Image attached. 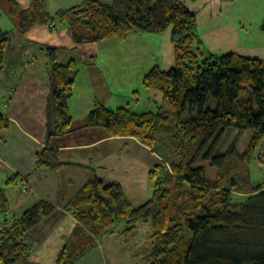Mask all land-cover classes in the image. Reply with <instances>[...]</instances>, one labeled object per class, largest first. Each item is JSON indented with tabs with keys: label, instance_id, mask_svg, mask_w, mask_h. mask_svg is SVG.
Returning <instances> with one entry per match:
<instances>
[{
	"label": "trees",
	"instance_id": "16d2710c",
	"mask_svg": "<svg viewBox=\"0 0 264 264\" xmlns=\"http://www.w3.org/2000/svg\"><path fill=\"white\" fill-rule=\"evenodd\" d=\"M8 3L9 15L19 14L21 33L37 24L53 32L67 26L77 44L171 28L174 66L164 70L155 65L142 81L145 89L162 94L156 111L134 113L96 101L86 121V126L104 128L111 137L135 138L160 157L148 172L151 195L138 205L120 183L105 182L91 166L61 160L58 150L47 147L51 137L69 130V101L80 67L74 60L58 63L57 48L43 47L49 83L46 146L36 153L35 166L52 172L69 165L90 170L64 206L76 225L58 251L56 264H75L104 235L116 233L117 225L131 232L139 222L151 227V248L137 255L143 264H264V184L248 176L264 138V60L236 52L209 51L204 56L198 46L197 13L185 0H82L53 13L45 0H33L21 11L14 0ZM11 36L0 25V70ZM8 125L0 115V130ZM234 130L237 134L224 149ZM246 130L251 132L249 141L239 152L237 143ZM23 180L13 175L6 185L22 187ZM55 208L38 199L16 215L5 188H0V264H40L30 259L27 233Z\"/></svg>",
	"mask_w": 264,
	"mask_h": 264
},
{
	"label": "crops",
	"instance_id": "0c3cea01",
	"mask_svg": "<svg viewBox=\"0 0 264 264\" xmlns=\"http://www.w3.org/2000/svg\"><path fill=\"white\" fill-rule=\"evenodd\" d=\"M8 1L0 0V11L5 15L4 28L12 34L6 63L0 70V115L9 120L8 127L0 130V188H5L10 209L16 215H20L38 199L55 205V210L28 231L27 235L32 244L31 261L56 264L58 251L76 225V220L64 206L87 180L90 170L84 166L69 165L52 172L35 166L36 153L46 146L48 68L42 60L46 72L39 71L37 61H34L38 55L46 58L43 47H56V60L60 64L70 60L84 64L76 78L77 90L69 101L72 118L69 130L62 136L51 137L48 148L58 150L61 160L91 166L105 182H118L128 197L137 198L144 196L148 172L160 161V157L135 138L111 137L104 128L86 126L94 103L98 101L104 104L108 97L112 98L113 91L95 60L102 50L100 45H105L106 41L113 44L116 38L77 44L67 26H61L53 32L44 24L34 25L21 33L18 28L19 14L9 15ZM14 1L21 11L27 9L33 0ZM81 1L45 0L51 13ZM236 53L241 54L240 51ZM245 56L264 60L257 53ZM5 69L10 71L5 73ZM261 143L259 152L264 153V138ZM13 175L25 178L22 187L6 185L7 179ZM114 236L115 233L104 235L98 246L75 264H109L106 255L114 257V252L112 249H104L103 243L113 241ZM108 247L111 248L109 244ZM129 252L131 260L139 259ZM123 263L127 264L122 260L120 264ZM136 263L133 261L131 264Z\"/></svg>",
	"mask_w": 264,
	"mask_h": 264
},
{
	"label": "rangeland",
	"instance_id": "374dc122",
	"mask_svg": "<svg viewBox=\"0 0 264 264\" xmlns=\"http://www.w3.org/2000/svg\"><path fill=\"white\" fill-rule=\"evenodd\" d=\"M185 4L197 13L196 32L201 41L198 46L204 56L209 51L216 54L240 51L244 55L257 53L264 57V29L261 27L263 17L260 20V16H264V0H185ZM50 9H54L51 4ZM3 18L4 14L0 19V25L4 28ZM170 34V27L162 33L133 31L122 40L115 37L113 44L106 41L105 45H100L102 50L95 62L113 91L112 98L108 97L103 105L111 109L124 106L134 113L156 111L157 106L161 104L162 94L157 90L145 89L142 81L145 73L155 65L164 70L174 66V48ZM197 44H194V47ZM42 60L46 62L45 56L38 55L34 60L37 61L39 71H45ZM79 67L84 68V64H79ZM8 71L10 69L4 70L5 73ZM76 90L75 84L74 91ZM250 133L246 130L240 136L237 143L239 152L245 150ZM236 134L237 130L232 131L224 149ZM261 144L260 142L248 166V176L252 182L264 184V160L258 159V155L264 156L263 152H259ZM207 174L213 176L210 167ZM151 191V183L147 178L144 196L137 198L129 195V199L134 205H138L150 197ZM126 228L123 224L115 227L118 233H115L114 240L112 243L106 241L111 248L107 243H103L104 249H112L114 252V257L106 255L109 257V264H120L122 260L127 264L133 261L137 262L136 264H143L139 257L131 260L128 252L138 255L141 251L151 248L149 222L137 223L131 232H123Z\"/></svg>",
	"mask_w": 264,
	"mask_h": 264
},
{
	"label": "bare ground",
	"instance_id": "6f19581e",
	"mask_svg": "<svg viewBox=\"0 0 264 264\" xmlns=\"http://www.w3.org/2000/svg\"><path fill=\"white\" fill-rule=\"evenodd\" d=\"M8 17V16H7Z\"/></svg>",
	"mask_w": 264,
	"mask_h": 264
}]
</instances>
